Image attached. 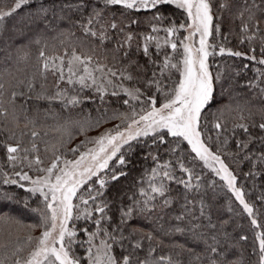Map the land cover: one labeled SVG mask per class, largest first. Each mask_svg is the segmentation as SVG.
<instances>
[{
    "label": "snow or ice",
    "instance_id": "snow-or-ice-1",
    "mask_svg": "<svg viewBox=\"0 0 264 264\" xmlns=\"http://www.w3.org/2000/svg\"><path fill=\"white\" fill-rule=\"evenodd\" d=\"M31 45L30 75L0 68V224L26 230L0 264H264L243 183L264 177V0H13L0 63Z\"/></svg>",
    "mask_w": 264,
    "mask_h": 264
},
{
    "label": "trees",
    "instance_id": "trees-1",
    "mask_svg": "<svg viewBox=\"0 0 264 264\" xmlns=\"http://www.w3.org/2000/svg\"><path fill=\"white\" fill-rule=\"evenodd\" d=\"M12 6H13V0H0V10L7 11ZM21 14H23V10H21ZM12 22H13V19H9L8 23L11 24ZM52 35H55V33L49 34V37H48L49 43L55 44L56 45L55 51L59 52L62 50V45L59 44V40L52 41L51 40ZM163 35H164V33L161 32L160 36H163ZM60 39H63V37H61ZM233 44H235V41H233V43L229 44L228 46L232 47ZM237 50H245V49H243V46H240V48ZM52 51H53V49L50 47L48 49L49 54H51ZM37 55H38V50H37L36 45H31L30 47L25 48L24 50H22L19 53H17L15 51V48H13L12 56H13V60L15 61V63L8 64V65H4L3 63H0V68L8 66V67L12 68L13 72H15V69H17V68L24 69V72H22V73L21 72H15L16 75L21 76V78H23V76H25V75H30L31 72L34 70L33 66L36 64ZM22 56H26V59L19 60L18 57H22ZM225 59H228L229 63H232V64L237 65V66L245 63V61L240 60V59L226 58V57H217L216 63L219 64L222 61H224ZM250 75H251V73H246L244 75H241L238 78L240 84H243V82L247 78V76H250ZM5 79H8V77L6 76ZM50 79H51V77H50ZM86 107H91V105H86ZM93 115H95V113H93ZM62 122H63L62 120L57 121L54 119H50L47 121L48 131H49V136L47 137V139H49L53 143L56 141V139L61 134L59 131H57V127H58V124H60ZM115 123H118V121H116ZM104 127H111V124H106ZM102 130L103 129H101V131ZM90 134L95 135L96 131L93 130ZM80 139H83V137H77L73 143V146H75L76 143H79ZM134 165L135 166L130 169L129 175L125 178H122L121 181L112 188L109 195L123 189L124 191L128 192V195L130 196L131 191H129V189L132 188L133 185H135L136 183H138L141 180L143 169H146L148 167L153 166L151 160L143 161V160H139V159L134 160ZM143 178L146 180L147 175H144ZM212 178L219 181V178L215 177L214 174L212 175ZM220 183L222 184L223 182H220ZM243 183H244L245 191H246V199L249 200V202H252L253 200H255V197L259 194V192L261 190H264V177H257V178H255V181H253V179H248L247 181H243ZM228 195H230V194H228ZM220 198H221L222 202H224V203L227 202V197H226L224 192H221ZM33 206H35V204ZM12 210H17V212H20V209H18V208H13ZM22 219L25 223H37L39 218H38V216H35L29 212H23L22 213ZM77 223H82V222H77ZM240 223L243 225L242 230L244 232H246L249 236V244H250L251 243V236H252V229L250 228V226L248 224V220L246 218L242 219V220H240ZM260 223L264 224V216H261ZM8 233L12 234L11 240L13 243L17 242V237L19 238L18 242L23 243L24 237L26 236V230L17 231V229H15L14 227H9V226H5V225L0 224V241L8 242V240H9ZM32 234L38 236L40 234V230L37 229ZM78 252H83V249H78Z\"/></svg>",
    "mask_w": 264,
    "mask_h": 264
},
{
    "label": "rangeland",
    "instance_id": "rangeland-1",
    "mask_svg": "<svg viewBox=\"0 0 264 264\" xmlns=\"http://www.w3.org/2000/svg\"><path fill=\"white\" fill-rule=\"evenodd\" d=\"M14 212H17V210H13Z\"/></svg>",
    "mask_w": 264,
    "mask_h": 264
}]
</instances>
